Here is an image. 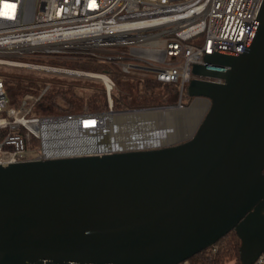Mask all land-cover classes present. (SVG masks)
Returning a JSON list of instances; mask_svg holds the SVG:
<instances>
[{"label":"water","instance_id":"obj_1","mask_svg":"<svg viewBox=\"0 0 264 264\" xmlns=\"http://www.w3.org/2000/svg\"><path fill=\"white\" fill-rule=\"evenodd\" d=\"M208 59L189 138L0 165V264H179L233 228L243 264L264 252V4L244 51Z\"/></svg>","mask_w":264,"mask_h":264},{"label":"built area","instance_id":"obj_2","mask_svg":"<svg viewBox=\"0 0 264 264\" xmlns=\"http://www.w3.org/2000/svg\"><path fill=\"white\" fill-rule=\"evenodd\" d=\"M263 4L264 0H0V66L98 75L109 106L98 112H39L37 105L49 84L11 105L0 75V165L146 148L113 143L130 116L198 104L206 114L208 97L185 102L187 86L197 77L193 65H219L210 62L208 54L244 51ZM32 58L113 63L124 76L177 83V100L117 110L112 95L117 84L111 75ZM251 264H264V252Z\"/></svg>","mask_w":264,"mask_h":264},{"label":"trees","instance_id":"obj_3","mask_svg":"<svg viewBox=\"0 0 264 264\" xmlns=\"http://www.w3.org/2000/svg\"><path fill=\"white\" fill-rule=\"evenodd\" d=\"M62 64L87 71L107 73L118 86L128 93L113 91L114 109L158 106L173 104L178 96L177 83H162L155 78L126 76L132 80L123 82L117 66L113 63L99 62L95 59L83 61H60ZM36 70L15 66H0L7 95L11 105H17L24 94H39L49 84L48 89L37 105L42 113L98 112L108 109L105 84L102 80L88 77L57 76L55 88L47 82V77L39 76ZM169 92V93H167ZM242 239L236 228L219 238L212 246L199 251L188 259L200 264H224L234 259V264H243L241 258ZM216 248V249H214Z\"/></svg>","mask_w":264,"mask_h":264},{"label":"bare ground","instance_id":"obj_4","mask_svg":"<svg viewBox=\"0 0 264 264\" xmlns=\"http://www.w3.org/2000/svg\"><path fill=\"white\" fill-rule=\"evenodd\" d=\"M198 105L190 107V108L183 110V111L182 110L181 111H165V112H154V113H150L147 115H141V114L132 115V116H130V118H128L125 121V124H124L125 126L129 125L131 127V129H129L128 132H125L124 128L122 127V129H120V130H122L120 132V134H118L116 137H114L115 140L113 141V143L114 144H120V145L125 144L128 146H136V147L139 146V147H141V146H148V145H156L158 143H160V144L166 143L167 140L171 141V140L176 139L173 142L178 141V140H180L179 137L180 136L182 137L184 134L183 129L182 130L179 129L180 132H177V133L174 132V128H176V124H177L176 121L180 120V118H179L180 113H178V112H181V113L188 112L184 116V120L186 123L184 122L183 125L190 126V124H189V123H191L190 120H192V119L195 120L194 118H191V117H195L194 116L195 112L199 111V109H200V106L198 107ZM175 117H178L179 119H177V120L175 119L176 120L175 121L174 120ZM187 120H189V121H187ZM180 122H182V121H179V124H181ZM147 125H151V126H148V129H150V131H148V129L145 131L140 130L141 127L147 126ZM192 127L193 126H191V128ZM152 128L154 130H152ZM169 130H171V131H169ZM187 130H185V131H187ZM162 131H164V133H161ZM186 133H188V132H186ZM169 143H171V142H169Z\"/></svg>","mask_w":264,"mask_h":264},{"label":"rangeland","instance_id":"obj_5","mask_svg":"<svg viewBox=\"0 0 264 264\" xmlns=\"http://www.w3.org/2000/svg\"><path fill=\"white\" fill-rule=\"evenodd\" d=\"M31 61H38V62H45V63H52V64H61V65H64V64H62L59 60H39V59H36V58H32V59H30ZM34 70V69H33ZM36 72H38L37 74L39 75V76H45V77H47V82L48 83H51V88H55L56 86H57V83L54 81V78L55 77H57V76H65V77H67V76H69V75H64V74H55V73H49V72H45V71H41V70H36ZM121 75V74H120ZM74 76H76V77H86V76H79V75H74ZM138 77V76H137ZM88 78H92V79H96V80H100L99 78H94V77H88ZM121 80L124 82L125 81V83L127 82V80H132V79H130V78H128V77H126V76H124V75H121ZM116 84H117V82H116ZM48 85V84H47ZM114 91H122L123 93H128V90L127 89H122L121 88V86H116V88H115V90ZM167 93H169V92H167ZM184 95H185V102L187 103H189V101L194 97V96H191L189 93H188V91L186 90L185 91V93H184ZM200 105H198V107H199ZM202 110V106L200 107V109H199V111H197V112H195V114H194V116L195 117H191V118H194L195 120H190L191 121V123H189L190 124V126H188V125H183V123L185 122V120H184V116H185V114H187L188 112H184V113H181V112H178V113H180V116H179V118H180V120H177V119H179L178 117H175L174 118V120L176 121V128H174V132H180V130L179 129H183L184 130V134H183V136L181 137H179V139L180 140H178V141H182V140H184V139H187V138H189L192 134H194L195 132H196V130H197V128H198V126H199V124L201 123V121L203 120V118H204V116H205V114H204V112H203V110ZM175 111H181V110H175ZM183 111V110H182ZM197 117V118H196ZM179 121H182V122H180L181 124H179ZM187 121H189V120H187ZM195 121V122H194ZM157 122V121H156ZM186 123V122H185ZM152 124V123H151ZM138 125V124H137ZM148 126H151V125H147V126H143V127H141L140 128V130H142V131H145V130H147L148 129ZM153 126V125H152ZM186 126V127H185ZM191 126H193L192 128H191ZM124 128V131L125 132H128L129 131V129H131V127L129 126V125H127L126 127H123ZM186 128V129H185ZM191 128V129H190ZM188 129V130H187ZM152 130H154L153 128H152ZM178 130V131H177ZM185 130H187V131H185ZM148 131H150V129H148ZM157 131V130H156ZM169 131H171V130H169ZM186 132H188V133H186ZM161 133H164V131H162ZM160 135V134H159ZM174 140H176V139H174ZM174 140H171V141H168L167 140V142L166 143H158V144H156V145H148V146H143V147H150V146H162V145H164V144H169V142H171V143H176V142H178V141H175V142H173ZM245 242H247V244H246V246H245V248H244V251H243V260H244V262H245V260H246V258L253 252L252 251V249H254L255 247H254V244H253V242H252V240L250 239V236L246 233V235H244L243 236V241H242V245L245 243ZM189 264H200V262H199V260H194L193 262H190ZM224 264H234V259H229V260H227Z\"/></svg>","mask_w":264,"mask_h":264},{"label":"flooded vegetation","instance_id":"obj_6","mask_svg":"<svg viewBox=\"0 0 264 264\" xmlns=\"http://www.w3.org/2000/svg\"><path fill=\"white\" fill-rule=\"evenodd\" d=\"M262 210L264 211V207H262ZM254 247L256 248V244H254ZM252 251H253V249H252Z\"/></svg>","mask_w":264,"mask_h":264}]
</instances>
